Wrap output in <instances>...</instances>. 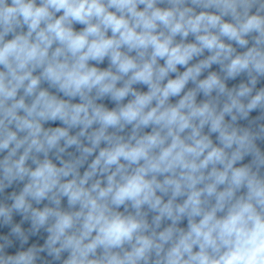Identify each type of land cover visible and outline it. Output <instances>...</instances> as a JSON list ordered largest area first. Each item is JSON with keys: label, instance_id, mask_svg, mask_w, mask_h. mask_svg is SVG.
Wrapping results in <instances>:
<instances>
[{"label": "clouds", "instance_id": "9594fccd", "mask_svg": "<svg viewBox=\"0 0 264 264\" xmlns=\"http://www.w3.org/2000/svg\"><path fill=\"white\" fill-rule=\"evenodd\" d=\"M0 264H264V0H0Z\"/></svg>", "mask_w": 264, "mask_h": 264}]
</instances>
